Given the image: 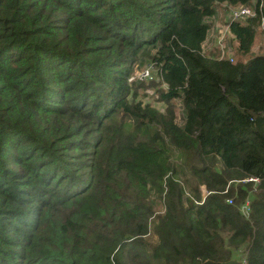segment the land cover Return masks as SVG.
<instances>
[{
	"label": "trees",
	"instance_id": "obj_1",
	"mask_svg": "<svg viewBox=\"0 0 264 264\" xmlns=\"http://www.w3.org/2000/svg\"><path fill=\"white\" fill-rule=\"evenodd\" d=\"M221 4L256 8L227 22L235 60L202 47ZM261 16L0 0V264H264ZM145 64L163 112L138 96Z\"/></svg>",
	"mask_w": 264,
	"mask_h": 264
},
{
	"label": "rangeland",
	"instance_id": "obj_2",
	"mask_svg": "<svg viewBox=\"0 0 264 264\" xmlns=\"http://www.w3.org/2000/svg\"><path fill=\"white\" fill-rule=\"evenodd\" d=\"M230 11H231V8L229 6L221 4L217 7L216 14L214 16H212L211 19H208V21L211 25L210 26L211 28L208 31V35H207L202 47H203L204 51H207L209 49H212L211 46L214 45L215 48H213V49L215 51L211 55L217 56V51L219 52V49L216 46V38L218 36V32L216 31V28L218 29V27H220V25H223L226 22H229ZM257 33H262L261 31H259V28L257 30ZM262 38H263L262 35L256 34L255 46L259 42V40H262ZM227 43H228V41H226V47H225L226 54L225 55L227 56V54H228L229 57L231 56L235 60L237 58V56L231 55L230 50L232 49V53H233L235 51L236 46L234 44H231L229 47ZM255 46H253L251 48L249 58L252 57L253 55H256L255 54L256 53ZM146 68H148L149 73L147 76H142V72ZM134 77L136 79L141 80L143 82V84L145 85L144 88L138 89L139 98L145 102H148L150 105L155 107L157 110H160L162 112L165 111V108H166L165 104L162 101H159L157 99V95L155 93V88L157 86H158L157 88H159L161 82L157 76V73H156L154 66H152L151 64H145L142 68H138V69L136 68L135 73H134ZM152 84H155L156 87L155 88L149 87ZM175 107H176L175 113H176V115L178 114V121H179L180 120V109H179L180 107L177 103L175 104ZM202 193H205L204 189H202ZM248 200H249V198L247 199V202H248ZM247 202H245V203H247ZM157 209L159 210L158 212H161V211H163V206L159 207ZM240 210H242L244 212V214H247L249 212L248 211L247 213H245L246 210H244L242 206L240 207Z\"/></svg>",
	"mask_w": 264,
	"mask_h": 264
},
{
	"label": "built area",
	"instance_id": "obj_3",
	"mask_svg": "<svg viewBox=\"0 0 264 264\" xmlns=\"http://www.w3.org/2000/svg\"><path fill=\"white\" fill-rule=\"evenodd\" d=\"M262 9V1L260 2L259 6H258V10L261 11ZM256 8H253L251 6H245V5H238V6H234L231 7V17L230 20H234V19H238V18H248V17H252L254 16L256 13ZM259 29L264 32V17L261 16L260 19V25H259ZM218 36L216 38V46L220 49V58L226 57V53H225V45H226V37L231 35L230 33V28H229V23L227 25H222L220 27H218ZM149 73L148 68H146L143 72H142V76H147ZM248 181H252L255 184H257L259 182V180L257 178H248ZM228 203H232L231 199H228ZM243 209L246 210L245 213H247L249 211V204L248 202L242 205ZM242 211V210H241ZM243 212V211H242ZM244 213V212H243Z\"/></svg>",
	"mask_w": 264,
	"mask_h": 264
},
{
	"label": "crops",
	"instance_id": "obj_4",
	"mask_svg": "<svg viewBox=\"0 0 264 264\" xmlns=\"http://www.w3.org/2000/svg\"><path fill=\"white\" fill-rule=\"evenodd\" d=\"M224 5V4H223ZM231 8V7H230ZM230 17H231V11H230ZM211 19V18H210ZM228 23L226 22L225 24H223V25H227ZM220 26H222V25H220ZM211 28V27H210ZM216 31L218 32V30H217V28H216ZM259 31H261L260 29H259ZM262 32V31H261ZM256 34H260V35H262V40H259V42L256 44V46H255V38H256ZM256 34H255V37H254V41H253V45H252V47L253 46H255V51H256V53L255 54H261V53H264V32H262V33H257L256 32ZM230 39H233V35L231 34V35H229V36H227L226 37V39H225V41H228V40H230ZM217 42V41H216ZM228 44V46H229V43H227ZM234 45L236 46V43H235V41H234ZM225 47H226V45H225ZM211 48L212 49H209V50H207V51H205L206 53H209V54H212V53H210V51H213V48H215V46L214 45H212L211 46ZM219 49V48H218ZM224 50H225V48H224ZM225 53H226V51H225ZM217 55H219L220 56V49H219V52L217 51ZM227 56H228V54H227Z\"/></svg>",
	"mask_w": 264,
	"mask_h": 264
}]
</instances>
